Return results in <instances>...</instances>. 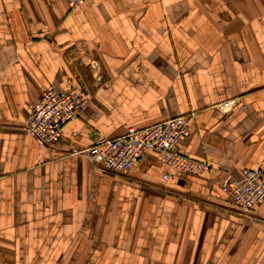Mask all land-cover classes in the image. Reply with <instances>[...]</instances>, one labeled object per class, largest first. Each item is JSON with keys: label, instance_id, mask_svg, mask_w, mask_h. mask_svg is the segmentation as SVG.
<instances>
[{"label": "crops", "instance_id": "crops-1", "mask_svg": "<svg viewBox=\"0 0 264 264\" xmlns=\"http://www.w3.org/2000/svg\"><path fill=\"white\" fill-rule=\"evenodd\" d=\"M71 85L90 100L46 147L30 104ZM178 116L200 174L154 151L113 174L86 153ZM261 164L264 0H0V264H264V203L221 187Z\"/></svg>", "mask_w": 264, "mask_h": 264}, {"label": "built area", "instance_id": "built-area-1", "mask_svg": "<svg viewBox=\"0 0 264 264\" xmlns=\"http://www.w3.org/2000/svg\"><path fill=\"white\" fill-rule=\"evenodd\" d=\"M66 1L74 7L84 0ZM89 100L90 96L79 85L49 87L30 104L24 129L41 144L51 147L62 138L64 125L79 116ZM233 103L227 101L223 107L229 108ZM189 134V118L178 116L147 127H129L118 137L98 136L86 153L96 167L113 174L127 173L146 151H154L171 171L200 174L210 168L209 163L186 155L179 148ZM169 177L170 174L163 175L166 180ZM221 187L237 207L254 209L264 203V164L237 175L227 173Z\"/></svg>", "mask_w": 264, "mask_h": 264}]
</instances>
